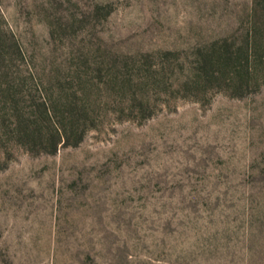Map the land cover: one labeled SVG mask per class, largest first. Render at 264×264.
I'll use <instances>...</instances> for the list:
<instances>
[{"label": "rangeland", "instance_id": "rangeland-1", "mask_svg": "<svg viewBox=\"0 0 264 264\" xmlns=\"http://www.w3.org/2000/svg\"><path fill=\"white\" fill-rule=\"evenodd\" d=\"M249 3L0 0V264H264L244 180L264 170V84L195 95L154 71L241 42ZM51 104L68 146H14L18 114L63 125Z\"/></svg>", "mask_w": 264, "mask_h": 264}, {"label": "trees", "instance_id": "trees-1", "mask_svg": "<svg viewBox=\"0 0 264 264\" xmlns=\"http://www.w3.org/2000/svg\"><path fill=\"white\" fill-rule=\"evenodd\" d=\"M240 20L245 26L241 42L231 41L229 39L232 36L225 35V39L219 41H195L189 42L182 49L163 50L161 62L154 70L158 86L164 90L168 89V85L176 86L178 91L184 90L195 95L215 88L243 95L251 88H261L264 84V0H250L249 7L240 14ZM168 78H172L170 84ZM52 111L63 124L61 118L64 112L57 105L51 104L46 107L48 119L53 117ZM34 119L23 113L17 115L15 133L19 142L11 138L16 142L14 146H46L51 147L54 153L63 141L68 146L66 125L63 124L53 132L44 122L47 121L44 117L38 118L42 127L37 126ZM69 129L77 131L74 122ZM83 132L84 130L80 133L81 139ZM245 177L246 187L250 190L247 201L252 207L258 206V200L261 196L264 197V170L251 171ZM188 260L191 261L190 258Z\"/></svg>", "mask_w": 264, "mask_h": 264}]
</instances>
